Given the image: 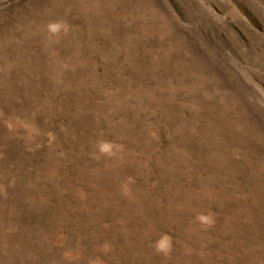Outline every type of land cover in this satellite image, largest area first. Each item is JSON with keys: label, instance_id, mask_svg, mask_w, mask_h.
<instances>
[{"label": "rangeland", "instance_id": "374dc122", "mask_svg": "<svg viewBox=\"0 0 264 264\" xmlns=\"http://www.w3.org/2000/svg\"><path fill=\"white\" fill-rule=\"evenodd\" d=\"M0 264H264V0H0Z\"/></svg>", "mask_w": 264, "mask_h": 264}]
</instances>
